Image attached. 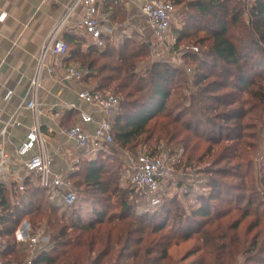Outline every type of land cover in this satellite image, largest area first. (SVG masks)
Returning a JSON list of instances; mask_svg holds the SVG:
<instances>
[{
    "label": "trees",
    "instance_id": "1",
    "mask_svg": "<svg viewBox=\"0 0 264 264\" xmlns=\"http://www.w3.org/2000/svg\"><path fill=\"white\" fill-rule=\"evenodd\" d=\"M168 1L174 5H185L183 27L175 33L177 41L187 35L191 28L194 29L192 34L197 31L204 33V39L198 42H209L198 52L189 51V54L182 55L194 63L191 76L197 95L202 96L212 87L229 86L232 90L245 92L251 86L258 85L256 92L264 100V0L249 1L247 11L244 10L243 0ZM98 4L100 12H108L114 21L120 16H126L119 0H101ZM62 38L67 45L66 59L78 62L80 67L89 71L82 79L84 84L91 78H97L92 90L106 93L112 89L119 93V106L111 118L113 142L104 143L93 157L78 160L68 174L75 190L77 186L83 185L100 194L98 203L101 207L95 210L94 219L86 222L79 219L68 222L61 216L54 219V213L50 211H57L62 204L50 198L47 187L25 179L23 191L17 189V193L11 195L0 182V258L20 262L28 256L21 259L14 256L22 253L19 245L23 244L14 239L15 228L27 214L48 216L45 219L50 230L49 242L36 251L33 264H168L163 261L170 259L169 247L189 239L199 231L197 237L205 251L188 264H232L238 252L233 244L238 243L234 232L239 221L253 216L249 224V228L253 229L264 220V199L259 192L255 193L249 172L238 174L231 171L240 181L244 180L232 188L216 177L207 176L197 182L200 191L192 189L193 193L189 191L190 185H186V189L182 187L184 181L179 178V194H193L194 204L185 208L178 195L165 188L159 204L149 207L148 201L126 179L123 157L117 154L119 150L136 154L139 151L133 150V147L142 142L147 145V149L143 150L145 153L158 156L161 154V145H150L147 143L149 140L155 137V141L170 143L178 136L173 130L174 126L170 127L172 124L189 129L191 119L180 121L181 116L190 110L183 103L186 97L177 93L176 98L169 102L179 80L184 77L183 69L170 60L156 59L137 71L136 67L142 58L151 53V45L148 41L138 42L128 35L116 41L113 36L103 34L104 46L101 48L85 35L79 37L65 33ZM85 44L86 49L83 50ZM102 58L104 62L96 66ZM208 76L213 79L206 85ZM182 82L185 85L186 79ZM228 96L216 98L219 106H230L235 101L233 93ZM191 101L195 108L200 100L193 97ZM243 110L239 106L230 107L220 113L219 117L224 124L232 120L235 122L245 115ZM157 117L162 121H154ZM224 124L219 125L210 137H217L216 140L237 138L239 126L228 127ZM225 130L230 131L229 135L224 133ZM230 149L236 152L232 147ZM174 154V151L169 153L171 156ZM238 156L240 153L236 152L231 157ZM187 159L193 158L189 154ZM179 165L174 164L175 168ZM234 166L238 170L243 168L241 164ZM219 172L228 173L229 170ZM122 176L128 183L127 187L120 185ZM104 194L108 197H104ZM226 194H232L226 201L230 209H214V203L223 201ZM136 195L141 198L139 203L135 200ZM245 196H248L245 205L241 206L235 198ZM13 197L15 200L11 201ZM112 198L114 201L109 202ZM230 210L238 211L239 217L230 223H222V218ZM210 225L213 227L210 228ZM255 240L254 236L250 245L256 250ZM261 248L258 247V250Z\"/></svg>",
    "mask_w": 264,
    "mask_h": 264
},
{
    "label": "rangeland",
    "instance_id": "2",
    "mask_svg": "<svg viewBox=\"0 0 264 264\" xmlns=\"http://www.w3.org/2000/svg\"><path fill=\"white\" fill-rule=\"evenodd\" d=\"M187 1L190 0H185V3ZM249 1L251 0H243L245 5L244 10L246 11L249 7ZM184 6L185 5L183 3L175 5L176 11L170 27V33L174 37L176 30L178 28L183 27V17L185 16ZM114 28L115 31H117V34L119 35L116 41H120L125 35H128L129 37L135 39L138 42L142 40L149 42L150 40L152 41L153 38L152 37L150 39H146V37H144V34L142 35L138 30H136L127 22V16H120L115 19ZM189 29V33L185 35L180 41H177V38L175 37L176 41L174 44V49H172V51L175 54L181 55L179 59L178 56L176 57V55H174L173 53L169 55L164 54L161 57H154L149 52L147 56L142 58V60L139 62V65L136 67L137 71H141L142 66L151 63L153 60L166 59L175 63L177 66H179L177 63L180 62L181 65L179 67L182 68L184 71V77L179 80V84L174 89V93L171 94L169 102L176 98L177 93H181L183 97H186L183 100V103L187 108L190 107L188 113L192 114H183L180 118V121L191 119L192 124L189 125L188 130H186L183 126H178L177 124L170 125V127L174 126L173 130L175 133H178V136H176V138L168 144H166L165 141L162 140L155 141V137H153L151 140H149V142H147L150 145H152L153 143H159V145H161V154L158 156L167 159H169V157L175 158L174 161H168V165L172 171L173 176L171 180L168 181L167 190L176 193L180 201L183 203V206L185 208H189L191 204L195 203V200L193 199L194 196L193 194H191L193 193L192 189H194L193 191L195 192L200 191V187H197V182H200L206 179L207 176L211 175L212 177H216V179L225 183L226 186L232 188V186H238V184H242L244 181H240L237 176L232 175L234 171L238 172V174H241L242 172H244V174L249 172V174L252 175L251 178L253 179L252 181L255 193L257 194V192H259L260 196L264 199V100L260 99L256 92L258 91V85L251 86L245 92H243L242 90H232V87L229 88V86H222L216 88L212 87V89L209 88V91L203 93L202 96L197 95L196 89H194V87L192 86L193 81L191 76V67L194 63H190L188 61V58L186 56L182 57V55L189 54V51H192V48H195V50H193L192 52H198L199 49H203L205 45H208L209 42H198L200 41V39H204L202 38L204 37V33L201 31H197L192 34L194 29ZM112 33L114 34V30L112 31ZM85 41L87 42L86 39ZM82 49H86V44L82 46ZM97 62L98 63L96 64V66L104 62V59L102 58ZM186 67L190 68V71L187 72L185 69ZM183 79H186L187 85H184V83L182 82ZM212 79V76H208V80L206 82L207 84H205L208 85V83ZM97 81V78H91L87 81L84 86L86 88H92L97 83ZM260 84L261 83H259V85ZM110 92L115 94L116 96L119 95V93L113 91L112 89H110ZM229 93L234 94L235 101L232 102L230 106H219L216 101V98H220L222 96L229 98ZM193 97H196L198 101L200 100L198 103L199 106L197 105L195 108L191 104V99H193ZM236 106H239L241 110L244 109L243 111H245V115L239 119H236L235 122L232 120L225 122L226 124H224L223 120H221L219 117L220 113H223L230 107ZM199 108L201 112L199 111ZM154 121L160 122L162 120L160 117H157V119H155ZM212 122H215L216 124L213 125ZM180 123L181 122H179V124ZM222 124L227 125L228 127L239 126V128L237 129V138L232 137L231 139L229 138L216 140L217 137H210L214 130L218 129L219 125ZM224 133L228 134L230 133V131L225 130ZM228 135L226 137H230ZM185 144L187 146L186 149ZM230 147L235 149L237 153H240V156L231 157L236 152L231 151ZM134 149H136L137 151H143L144 149H147V145L146 143L144 144L141 142L136 144L133 147V150ZM170 151H174L176 152V154L171 156L169 155ZM121 152L122 151L119 150L117 154L119 156H122ZM189 154L193 158L192 160L187 159ZM225 156L226 158H223ZM185 161H187L189 164ZM178 163H180L179 167L175 168L174 164ZM237 164H241L243 168L238 170L236 166H234ZM227 169L229 170L228 173L219 172L220 170L225 171ZM178 177H181L183 179L182 181H184V184L191 186V190H189L191 192L190 195L187 194L186 196H184L179 194V187L177 185L176 180V178ZM119 182L122 187L128 186V183L123 176L121 177ZM193 184L194 188H192ZM226 186H224L225 190H227ZM76 191L77 200L75 201L72 207H68L62 204V201L58 199L57 202L58 204H62V207L59 208L57 211H50L52 214L54 213L52 215L54 219L56 216H61L64 221L68 222L72 220L76 222L77 219L86 222L94 219L95 210H98L101 207L98 203L100 194H96L94 192V189H87L83 185L80 187L77 186ZM231 195L226 194V197H224L223 201L218 200L217 202H215L214 209H220L224 211L229 210L230 207L229 204L226 203V201L228 200V197H231ZM246 195L249 194L246 192ZM104 197H108V195L104 194ZM246 197L248 196L240 198L236 197L235 199H238L237 203L243 206L245 205ZM140 199L141 198L139 196H135V200L137 203L140 202ZM14 200L15 197L11 199V201ZM109 200V202L114 201L113 198ZM253 201L254 203H256V200L254 198ZM251 211L253 212L252 209ZM239 214L240 213L238 211L230 210L228 215L222 218L221 222L224 224L230 223V221L237 219L239 217ZM47 217H35L33 215L25 214L22 220L16 225L15 228L16 230L21 224H28L30 228V235L40 233L38 245L35 247L38 251L44 248L50 239L48 236L50 230L45 219ZM252 220L253 216H248L240 220L238 223V227L234 232L237 235L238 243L233 244L234 248H238V252L234 257L232 264H264V252H262V248L264 247V220L260 222L259 226L250 229L249 224L252 222ZM211 227L213 226L210 225V228ZM199 233L200 231L191 235V237L187 240L178 241L176 242V244L171 245L168 249L170 259L165 260L163 262L168 264H188L190 261L195 259V257H198L200 254H203L205 248L201 240L197 237ZM254 236L256 238V250L255 247L253 248L250 245L252 240L254 239ZM3 239L5 240L6 238ZM14 239L17 241V236L15 235V233ZM220 242L221 241H219V243ZM260 246H262V248L258 250V247ZM19 248L22 253L20 255H14L17 259L24 258V256L29 254L30 248L26 242H23V244L19 245ZM229 249L231 250L232 248L230 247ZM209 258H211V256H209Z\"/></svg>",
    "mask_w": 264,
    "mask_h": 264
},
{
    "label": "crops",
    "instance_id": "3",
    "mask_svg": "<svg viewBox=\"0 0 264 264\" xmlns=\"http://www.w3.org/2000/svg\"><path fill=\"white\" fill-rule=\"evenodd\" d=\"M71 1L0 0V144L7 152L6 168L0 175V182L11 195L17 193L25 179H31L35 185H40L35 175L27 173L24 167L26 157L17 154V147L24 141L33 124L32 113L23 107V100L28 96L29 80L36 67L41 42L62 17ZM100 1L98 0L99 3ZM144 1L119 0V3L127 16V22L144 34L146 39H150L152 32L140 11ZM82 14V7H76L63 29L62 36L65 33L84 36L74 28L75 20ZM98 19L106 35L115 39L119 37L114 28V20L108 12H100V4ZM66 58L65 54L50 56L47 60L53 71L51 74H42L41 114L38 121L45 139L46 152L52 160L51 170L66 172L68 175L78 160L89 159L93 155L76 148L74 142L66 139L61 130L79 122L78 109L92 112L96 120L101 115L77 96L78 91L92 88H86L83 80L71 82L63 79L66 66H79L78 62ZM7 90H12V94L4 100ZM83 126L92 132L96 124L85 123ZM53 200L58 203V199Z\"/></svg>",
    "mask_w": 264,
    "mask_h": 264
},
{
    "label": "built area",
    "instance_id": "4",
    "mask_svg": "<svg viewBox=\"0 0 264 264\" xmlns=\"http://www.w3.org/2000/svg\"><path fill=\"white\" fill-rule=\"evenodd\" d=\"M82 7L83 14L74 22V28L86 35L92 43L101 48L104 46L102 35L105 34L100 26L98 13V0H72L65 9L62 17L52 26L49 33L41 42L35 70L30 77L28 96L23 100V107L29 109L33 116V124L28 129L24 141L17 147V154L26 157L24 167L29 174L38 178L42 187L50 190V198L60 199L62 204L70 207L77 200V191L72 187L71 181L66 172H54L51 170L52 160L46 152L45 139L41 131L38 116L41 114L40 93L43 72L51 74L53 69L48 63V58L63 56L67 52L66 42L62 38V32L69 18L75 12L76 7ZM142 16L146 19L152 32L150 40L151 53L154 57H161L164 54H175L174 44L176 38L171 35L170 27L175 15V5L168 0H145L140 7ZM105 31V30H104ZM107 32V31H106ZM195 48H192V51ZM179 66L181 63H177ZM186 71L190 68L186 67ZM88 70L77 65H68L63 71V79L71 82L82 81L88 74ZM12 94L7 90L4 100ZM78 98L93 107L101 117L96 120L92 112L83 109L79 111V122L70 127L63 128L61 133L66 139L74 142L76 148L83 149L90 154H96L104 143H112V122L111 118L119 106V98L111 93H102L92 89H82L77 92ZM95 123L92 132L84 128L85 123ZM122 157L125 163V177L130 185L136 188L139 193L148 201V206H156L161 199L162 191L168 186L173 174L168 161H174L161 156H151L144 151L136 154L122 150ZM7 152L0 144V175L6 168ZM181 177L176 178L179 179ZM186 189V184L182 186ZM23 185L19 190H23ZM29 225L21 224L16 230L17 241L26 242L29 246V254L23 261H6L0 258V264H33L36 255V246L39 242L40 233L29 234Z\"/></svg>",
    "mask_w": 264,
    "mask_h": 264
}]
</instances>
